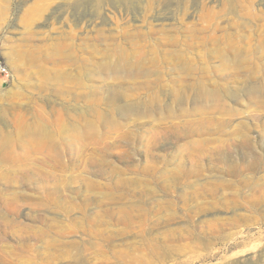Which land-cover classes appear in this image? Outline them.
Listing matches in <instances>:
<instances>
[{"label":"rangeland","instance_id":"obj_1","mask_svg":"<svg viewBox=\"0 0 264 264\" xmlns=\"http://www.w3.org/2000/svg\"><path fill=\"white\" fill-rule=\"evenodd\" d=\"M0 65V264H264V0H0Z\"/></svg>","mask_w":264,"mask_h":264},{"label":"built area","instance_id":"obj_2","mask_svg":"<svg viewBox=\"0 0 264 264\" xmlns=\"http://www.w3.org/2000/svg\"><path fill=\"white\" fill-rule=\"evenodd\" d=\"M1 70L4 71V68L0 65V71H1Z\"/></svg>","mask_w":264,"mask_h":264},{"label":"bare ground","instance_id":"obj_3","mask_svg":"<svg viewBox=\"0 0 264 264\" xmlns=\"http://www.w3.org/2000/svg\"><path fill=\"white\" fill-rule=\"evenodd\" d=\"M127 59V58H126ZM118 62V61H117ZM127 62V61H126Z\"/></svg>","mask_w":264,"mask_h":264}]
</instances>
